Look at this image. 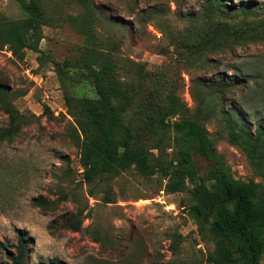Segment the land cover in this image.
Masks as SVG:
<instances>
[{
  "label": "rangeland",
  "instance_id": "rangeland-1",
  "mask_svg": "<svg viewBox=\"0 0 264 264\" xmlns=\"http://www.w3.org/2000/svg\"><path fill=\"white\" fill-rule=\"evenodd\" d=\"M223 2L216 10L214 0H90L87 9L94 41H115L120 63L142 64L176 82L179 99L189 114L197 113L232 179L261 183L257 169L228 142L223 116L264 130V0ZM245 4L249 13L242 15ZM43 8L52 20L41 27L39 59L25 51L16 60L0 47V131L9 126L5 108H13L17 126L0 140V264L7 263L4 250L15 253L17 234L27 242L22 264H211L209 222L186 212L192 186L170 194L160 173L143 177L132 168L83 179L63 97L96 95L84 71L57 72L52 62L62 63L85 44L65 18L84 10L80 0H44ZM23 17L14 0H0V18ZM203 35H222L224 46L198 60L176 58L178 39L189 43ZM230 79L234 88L212 94L215 81ZM192 159L199 174L206 171L205 160ZM69 216L81 221L79 231L65 227Z\"/></svg>",
  "mask_w": 264,
  "mask_h": 264
},
{
  "label": "trees",
  "instance_id": "trees-1",
  "mask_svg": "<svg viewBox=\"0 0 264 264\" xmlns=\"http://www.w3.org/2000/svg\"><path fill=\"white\" fill-rule=\"evenodd\" d=\"M24 13L18 20L0 18V47L16 60H22L25 51L43 53L38 45L41 27L49 25L52 15L43 8L44 0H14ZM84 12L66 16V22L85 44L73 55L54 63L57 72L62 69L84 71L95 98H73L65 95V113L71 119L72 131L78 142V164L82 177L90 182L96 176L114 177L132 168L137 174L149 177L160 173L165 179V191L182 192L192 186L191 204L187 214L195 221L209 222L213 251L206 256L211 264H260L264 255V130L258 124L250 130L230 116H223L228 142L237 147L257 169L261 183L232 179L214 142L208 137L197 113L191 115L178 96L179 85L164 75L148 71L142 64L127 60L120 63L116 52L118 44L94 41V19L87 9L90 0H80ZM213 9L224 6L223 0H214ZM242 15L249 13V5L239 7ZM124 28L133 32L131 23ZM182 51L176 58L198 60L204 52L224 46L222 35L204 36L193 42L177 40ZM237 85L230 79L214 83L212 94H222ZM2 84L0 83V89ZM45 111H48L44 107ZM9 126L0 131V140L17 131L16 113L5 108ZM167 150L172 156L167 159ZM196 154L208 163L199 174L193 162ZM36 204L39 201H35ZM73 232L80 229V220L74 216L63 221ZM26 243L17 234L15 253L4 250L6 264H22ZM48 264H64L49 259Z\"/></svg>",
  "mask_w": 264,
  "mask_h": 264
}]
</instances>
